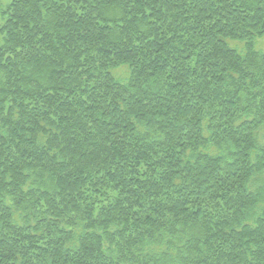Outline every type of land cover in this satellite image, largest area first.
<instances>
[{"label":"trees","instance_id":"1","mask_svg":"<svg viewBox=\"0 0 264 264\" xmlns=\"http://www.w3.org/2000/svg\"><path fill=\"white\" fill-rule=\"evenodd\" d=\"M262 39L264 0L0 2V264H264Z\"/></svg>","mask_w":264,"mask_h":264},{"label":"rangeland","instance_id":"2","mask_svg":"<svg viewBox=\"0 0 264 264\" xmlns=\"http://www.w3.org/2000/svg\"><path fill=\"white\" fill-rule=\"evenodd\" d=\"M0 2L1 3H6L7 2V0H0ZM230 46H234L235 44H233V43H228ZM258 48L260 49V50H264V39H262V40H260L259 42H258ZM116 74L120 77V78H122V79H124L125 78V76H126V73H125V70H123V69H121V70H119V71H117L116 72ZM263 132V134H261L260 135V140H259V142L262 144V145H264V130L262 131Z\"/></svg>","mask_w":264,"mask_h":264}]
</instances>
